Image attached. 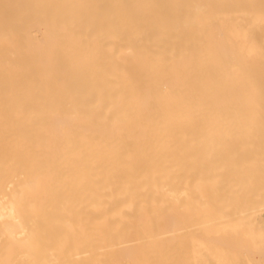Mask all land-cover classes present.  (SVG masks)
<instances>
[{
	"label": "bare ground",
	"instance_id": "bare-ground-1",
	"mask_svg": "<svg viewBox=\"0 0 264 264\" xmlns=\"http://www.w3.org/2000/svg\"><path fill=\"white\" fill-rule=\"evenodd\" d=\"M0 264H264V0H0Z\"/></svg>",
	"mask_w": 264,
	"mask_h": 264
}]
</instances>
